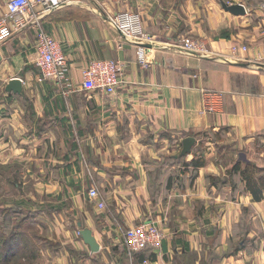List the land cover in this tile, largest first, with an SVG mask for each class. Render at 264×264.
Masks as SVG:
<instances>
[{
	"label": "crops",
	"instance_id": "0c3cea01",
	"mask_svg": "<svg viewBox=\"0 0 264 264\" xmlns=\"http://www.w3.org/2000/svg\"><path fill=\"white\" fill-rule=\"evenodd\" d=\"M221 3L242 5L245 14L231 15ZM262 5L136 0L145 37L128 43L110 23L126 8L119 0H65L39 22L67 52L69 89L39 80L33 26L5 43L0 183L18 196L4 188L0 264H141L123 235L142 223L163 232L160 246L143 254L148 264H264V192L254 201L239 175L227 172L236 160H213L207 138L225 134L236 148L264 133V69L251 63L264 50ZM3 8L0 0V14ZM185 37L207 56L180 50ZM235 42L250 50L241 62L228 58ZM138 47L146 49L147 68L137 63ZM105 59L123 64L125 83L112 95L81 91L83 67ZM13 79L20 94L5 90ZM204 91L221 95V113L200 112ZM188 136L196 142L181 161ZM194 153L204 159L198 169L184 166ZM78 224L91 230L98 252L84 244Z\"/></svg>",
	"mask_w": 264,
	"mask_h": 264
},
{
	"label": "built area",
	"instance_id": "2783aa9c",
	"mask_svg": "<svg viewBox=\"0 0 264 264\" xmlns=\"http://www.w3.org/2000/svg\"><path fill=\"white\" fill-rule=\"evenodd\" d=\"M4 4L0 14V49L21 31L33 26L35 29V52L34 64L40 72V81L49 80L55 85L70 88V66L66 50L63 46L50 37L41 27L40 20L43 16L55 12L65 5V0H1ZM124 7L123 11L117 12L110 23L128 43H134L139 38H144L140 14L135 10L136 0H119ZM38 7V9H36ZM261 10H264L262 5ZM260 35L264 38V25L260 28ZM178 46L180 50L188 54L206 57V49L192 37L181 38ZM230 59L233 62H241L249 54V47L241 43H233L230 48ZM137 63L148 67L146 49L138 47L136 51ZM227 61V58H223ZM257 69H264V50L255 54L251 60ZM123 64L115 60H92L81 71V82L78 88L84 92H99L105 95L114 94L123 85ZM222 109V98L217 92L204 91L200 112L202 114H219ZM91 199L98 197L97 190L92 187L88 191ZM97 206L103 208V203ZM124 242L131 252H138L146 247L157 249L163 238V232L153 223H142L124 232ZM141 264H148L143 260Z\"/></svg>",
	"mask_w": 264,
	"mask_h": 264
},
{
	"label": "rangeland",
	"instance_id": "374dc122",
	"mask_svg": "<svg viewBox=\"0 0 264 264\" xmlns=\"http://www.w3.org/2000/svg\"><path fill=\"white\" fill-rule=\"evenodd\" d=\"M228 58H230V54ZM207 138H209V140L211 141H214V144H212V146L214 147L213 155H212L213 160L217 159L218 161H221L220 162L221 164L228 165L230 161L237 160L238 152H241L245 154L246 159H249L252 162V164L255 165V167L264 168V133L250 138L248 142L247 141L245 142L244 146L236 147V148L233 147L234 142L230 138H226L225 134H222L219 132L216 134H213L210 132L209 134H207ZM216 141L219 142L220 144H216L215 143ZM227 172L225 174H227ZM232 175H230V177H232ZM217 180H221V179L219 178ZM4 188L11 190L9 198L10 196L14 198L18 196L16 193L12 191L11 189L12 187L10 186V184L6 186L4 185V183H0V202L2 201L0 205H2L4 201L6 203V200H5L6 193H5ZM78 234H79V228H78ZM45 247H50L53 251L56 248L55 245H52L49 243L45 244ZM30 253H32V251H30ZM32 255H35V254L32 253ZM29 264H33V262Z\"/></svg>",
	"mask_w": 264,
	"mask_h": 264
},
{
	"label": "trees",
	"instance_id": "16d2710c",
	"mask_svg": "<svg viewBox=\"0 0 264 264\" xmlns=\"http://www.w3.org/2000/svg\"><path fill=\"white\" fill-rule=\"evenodd\" d=\"M176 158L181 160V161L185 159V157L184 158L176 157ZM203 164H204L203 156L199 153H194L193 159L189 163H185L184 166H186V167L189 166V167H192L193 169H198V168L202 167ZM228 174L229 175H232V174L239 175L241 181L244 183L245 190L251 194L254 201L257 202V201H261L263 199L264 168H262V167L257 168V167H255V165L252 164V162H241L237 159L232 164V167L229 169ZM208 179H209L210 184H213L217 180V178H213V177H208ZM30 251H32V250L28 247V252L30 253ZM148 251H152V248L146 247L141 251L134 252L133 254L135 256H138L139 259L141 260L140 262H142L143 260H146L149 257L147 255H143ZM11 253H12V250H7L5 253L6 258L9 254L11 255ZM142 257H143V259H142Z\"/></svg>",
	"mask_w": 264,
	"mask_h": 264
},
{
	"label": "water",
	"instance_id": "95a60500",
	"mask_svg": "<svg viewBox=\"0 0 264 264\" xmlns=\"http://www.w3.org/2000/svg\"><path fill=\"white\" fill-rule=\"evenodd\" d=\"M222 8L234 16H240L245 14V10L242 5L234 4V5H226L224 3H221ZM5 90L7 92H12L13 94H20L21 93V82L19 79H13L8 82ZM195 138L188 136L182 140V147L180 150L178 158H184L188 156L191 153L192 147L195 145ZM238 160L241 162H248L246 159V156L244 153H239ZM79 228V236L84 242L85 245H87L91 252L96 253L99 251V245L96 242L94 236L92 235L91 230L87 228H81V225L78 224Z\"/></svg>",
	"mask_w": 264,
	"mask_h": 264
}]
</instances>
